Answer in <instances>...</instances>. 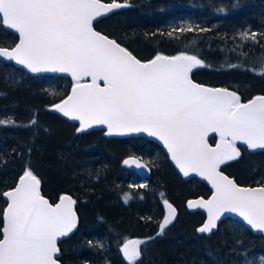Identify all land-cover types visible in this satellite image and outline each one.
Masks as SVG:
<instances>
[{"label":"trees","instance_id":"16d2710c","mask_svg":"<svg viewBox=\"0 0 264 264\" xmlns=\"http://www.w3.org/2000/svg\"><path fill=\"white\" fill-rule=\"evenodd\" d=\"M130 4L101 17L95 27L142 61L181 51L197 55L208 66L193 69L192 78L236 91L242 102L264 95V75L253 71L264 64V37L254 43L237 35L244 30L264 33V0H130ZM221 8L225 11H218ZM181 25L194 30L176 33L179 39L167 35ZM17 42L16 33L0 27V46L14 47ZM72 84L71 77L38 75L12 60H0V120L14 121L0 124V227L7 206L2 193L31 167L41 181V193L52 203L61 195L76 201L77 227L59 241L62 264H128L121 252L126 239L147 241L136 264H262L264 237L240 220L228 217L211 233L197 231L206 215L191 209L188 201L207 198L211 190L198 178H183L158 143L144 136H111L104 129L77 132L80 124L52 107L70 94ZM33 119L36 124L30 123ZM218 140L213 136L210 143ZM237 147L240 156L223 164V171L240 185L264 184V150ZM128 156L148 163L147 180L124 165ZM125 193L131 195L127 202ZM164 200L178 214L158 236Z\"/></svg>","mask_w":264,"mask_h":264},{"label":"snow or ice","instance_id":"6c2138e0","mask_svg":"<svg viewBox=\"0 0 264 264\" xmlns=\"http://www.w3.org/2000/svg\"><path fill=\"white\" fill-rule=\"evenodd\" d=\"M130 6V0H0V27L18 34L14 47L0 46V58L33 73L70 74L71 93L52 107L78 120L77 132L106 125L108 135L147 133L163 142L184 176L196 172L206 178L214 189L211 198L188 201L190 208L207 209V220L198 232L211 233L226 212L238 214L252 229L264 232V184L241 187L219 170L240 156L237 141L250 150L264 149V95L242 102L236 91L206 87L191 79L193 69L208 66L197 55L181 51L141 61L93 27L98 18ZM193 30L192 25H181L167 35L179 39L176 33ZM195 30L209 31L198 26ZM237 35L254 43L264 37L249 30ZM253 71L264 75V64ZM85 78L90 82H82ZM11 123V119L0 120V124ZM210 132L219 135L214 147L208 143ZM123 163L148 167L133 157ZM40 185L31 167H26L15 187L2 193L7 206L0 227V264H61L58 240L77 227L76 201L61 195L52 204L41 194ZM123 199L127 202L131 195L125 193ZM164 205L169 212L159 224L158 236L176 214L167 200ZM146 242L124 241L121 252L128 264L142 258L141 246ZM260 259L264 264V257Z\"/></svg>","mask_w":264,"mask_h":264},{"label":"water","instance_id":"95a60500","mask_svg":"<svg viewBox=\"0 0 264 264\" xmlns=\"http://www.w3.org/2000/svg\"><path fill=\"white\" fill-rule=\"evenodd\" d=\"M104 3H107V2H104ZM108 14H109V13H108ZM100 18H101V17H100ZM100 18H98L96 21L93 22V27H94L95 30L98 31V32H101V31L98 30V29L95 27V25H96L97 21H98ZM11 31H13V32L15 33L14 30H11ZM101 33H102V32H101ZM16 34H17V33H16ZM102 34H104V33H102ZM17 35H18V34H17ZM104 35H105V34H104ZM110 39H111V38H110ZM134 56H135V55H134ZM137 59H139V58H137ZM0 60H7V59H5V58H0ZM141 61H142V60H141ZM14 62H15V61H14ZM15 64H17V63L15 62ZM17 65L24 67L23 65H20V64H17ZM24 68H26V67H24ZM26 69H27V68H26ZM27 70H28V69H27ZM28 71H29V70H28ZM30 72H31V71H30ZM32 73H33V72H32ZM52 73H54V74H58V75H62V76L71 77L70 74H68V73H61V72H38V73H34V74L44 75V74H52ZM190 76H191V74H190ZM71 78H72V77H71ZM191 79H192L195 83L202 84V83H199V82L195 81L192 77H191ZM82 82H90V78H85V81H82ZM101 85H102V81H101ZM203 85H205V84H203ZM205 86H206V87H210V88H225V87H216V86H208V85H205ZM229 90L232 91L231 89H229ZM70 93H71V92H70ZM66 98H67V97H66ZM246 102H247V101H246ZM60 113H61V112H60ZM61 114H62V113H61ZM67 118H69V117H67ZM69 119H70V118H69ZM71 120H73V119H71ZM73 121H76V122L79 123L78 120H73ZM79 124H80V123H79ZM87 129H104V130L107 131V126H106V125H93L92 127L87 128ZM111 136H117V137L144 136V137H147V138L151 139L152 141L158 143L161 147L164 148V150L166 151V153H167V155H168V157H169V160H170L171 164L174 166V168L177 170V172H178L183 178H185V179H189V178L195 177V178H198L199 180L205 182V183L209 186V188H210V190H211V194H210L209 197H207V198H205V197L194 198V199H192L191 201L200 200L201 198H202L203 200H208V199L211 198V196H212V194H213V191H214V189H213L211 183H210L206 178H204L203 176L199 175V174L196 173V172H189V175H188V176H184L183 173L180 171V169H179V168L177 167V165L175 164V162L171 159L170 154L168 153L167 148L164 146L163 142L160 141V140H158L156 137L149 136V135H147V133H133V134H128V135H111ZM213 136H217V137H219V135H218L217 133H213V132H210L209 135H208V143L214 147L215 145H213V144L210 143V138L213 137ZM236 143H237V144L244 145V146H247V145H245L243 142H240V141H237ZM256 150H264V149H256ZM129 157L137 158L141 164L146 163L144 160H142L141 158H139V157H137V156H128V157L125 158V159H128ZM124 165H125V164H124ZM125 166H126L127 168L133 170V171H134V172H135V173H136L141 179H143V180L148 179V178L150 177V175H151V169H150V166H149V165H148L147 168H137L135 165H125ZM219 170L222 171V172L224 173V175L228 176L230 179H233V178L230 177L226 172L223 171V169H222V165L220 166V169H219ZM233 180H234V179H233ZM235 182H236V181H235ZM236 183H237V182H236ZM237 184H238V183H237ZM238 185H240V184H238ZM240 186H241V187H258V186H244V185H240ZM259 186H260V185H259ZM14 187H15V186H14ZM9 190H10V189H9ZM40 191H41V186H40ZM41 194H42V193H41ZM42 195H43V194H42ZM43 196H44V195H43ZM44 197H45L50 203H52L48 197H46V196H44ZM58 202H59V200L56 201L55 203H58ZM55 203H52V204H55ZM172 206H173V205H172ZM173 208L176 209V214H175L174 219H172L171 222H173V221L175 220V218H176V216H177V214H178V209H177L176 207H174V206H173ZM191 209H199V210L203 211V212L205 213V215H206V220H207V217H208L207 209L202 208V207H193V208H191ZM74 210H75V212H76L75 206H74ZM168 212H169V210L165 207V214H164V216L167 215ZM76 215H77V217H78L77 212H76ZM228 217H231V218H235V219L240 220V221L243 222V223H244V224H245V225H246L251 231H253V232H255V233H259V234L263 235V237H264V232H261V231H259V230H254V229H252L251 226L247 225L246 222H244L243 219H242L241 217H239L238 214H236V213H232V212H226V213H224V214L221 216V218L217 221V225H218V223H219L220 221H222L223 219H226V218H228ZM206 220H205V221H206ZM74 230H75V229H74ZM213 230H215V229H213ZM70 234H71V233H70ZM63 238H65V237H62V238H60V239L58 240V247H59V241H60L61 239H63ZM59 255H60V253L58 254V258H59ZM61 264H62V263H61Z\"/></svg>","mask_w":264,"mask_h":264},{"label":"bare ground","instance_id":"6f19581e","mask_svg":"<svg viewBox=\"0 0 264 264\" xmlns=\"http://www.w3.org/2000/svg\"><path fill=\"white\" fill-rule=\"evenodd\" d=\"M110 38V37H109ZM122 46V45H121ZM133 54V53H132ZM134 55V54H133ZM192 74V73H191Z\"/></svg>","mask_w":264,"mask_h":264}]
</instances>
